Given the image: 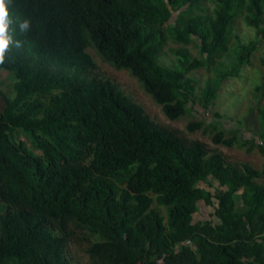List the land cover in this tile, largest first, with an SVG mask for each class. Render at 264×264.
Listing matches in <instances>:
<instances>
[{
  "label": "trees",
  "instance_id": "16d2710c",
  "mask_svg": "<svg viewBox=\"0 0 264 264\" xmlns=\"http://www.w3.org/2000/svg\"><path fill=\"white\" fill-rule=\"evenodd\" d=\"M240 14L255 40L208 81L205 108L264 40V0H0V69L13 77L12 95L0 89V264H73L78 238L90 264H264V72L258 139L211 131L214 144L257 150L258 170L152 120L88 52L130 71L175 119L196 99L191 73L227 53ZM168 40L200 57L178 48L165 64ZM200 204L217 222H197Z\"/></svg>",
  "mask_w": 264,
  "mask_h": 264
},
{
  "label": "rangeland",
  "instance_id": "374dc122",
  "mask_svg": "<svg viewBox=\"0 0 264 264\" xmlns=\"http://www.w3.org/2000/svg\"><path fill=\"white\" fill-rule=\"evenodd\" d=\"M205 6L210 15H212L214 6L212 3H205ZM255 40L254 29L247 26L243 16L237 15L234 23L231 26L228 51L219 58L217 63H214L210 69L201 68L191 73L192 76L198 79V86L194 102L190 103V110L181 117L171 119L168 118L162 111L161 105L156 103L151 95L146 93L139 79L132 75L127 69H119L110 62L105 61L93 49L88 48V52L92 55L97 63V71L101 74L109 76L115 81L120 88L129 95L135 102L140 103L145 112L152 120L163 125L168 129L174 130L187 141H201L208 150L217 151L225 155L231 162H248L253 168L260 170L263 164V158L257 150H252L250 153L245 149L237 147L226 148L219 144H214L211 141V131L213 128L218 130L224 127L228 133L239 131L244 137L250 138L259 134V121L256 114L257 106L263 102L261 93L255 89V85L260 83L261 75L264 72V40L258 44L256 51L252 52L249 62L239 67L236 75H229L219 83L217 97L209 108H205L201 101L202 90L210 80L217 78V75L224 70H230L235 63V56L238 47L241 44H247ZM164 48V56L162 61L167 65H173L176 60L173 50L178 48L187 49L192 56L200 57L199 50L195 44L183 46L174 41H166ZM56 67V65L52 64ZM64 71L73 72L74 67L64 68ZM12 74L4 69H0V89L12 95ZM0 99V104H1ZM203 120V127L194 131H189L187 125L193 121ZM21 140H24L29 147H32L29 138L24 134H20ZM264 186V176L256 181ZM206 186L205 184H203ZM217 187L215 182H212L210 191ZM161 212L164 213V208L157 205ZM213 209L209 206L200 204L199 211L195 214L197 222H205L207 219H212L217 222V219L212 215ZM88 242L82 241L80 238L74 241L67 247V257L73 264H90V257L86 253Z\"/></svg>",
  "mask_w": 264,
  "mask_h": 264
},
{
  "label": "built area",
  "instance_id": "2783aa9c",
  "mask_svg": "<svg viewBox=\"0 0 264 264\" xmlns=\"http://www.w3.org/2000/svg\"><path fill=\"white\" fill-rule=\"evenodd\" d=\"M158 261H159V263H162V259H159Z\"/></svg>",
  "mask_w": 264,
  "mask_h": 264
},
{
  "label": "clouds",
  "instance_id": "9594fccd",
  "mask_svg": "<svg viewBox=\"0 0 264 264\" xmlns=\"http://www.w3.org/2000/svg\"><path fill=\"white\" fill-rule=\"evenodd\" d=\"M254 52V51H253Z\"/></svg>",
  "mask_w": 264,
  "mask_h": 264
}]
</instances>
